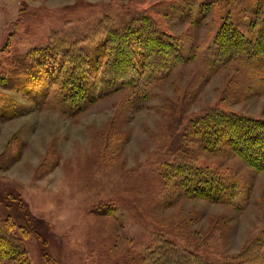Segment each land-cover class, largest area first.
<instances>
[{"label": "rangeland", "instance_id": "rangeland-1", "mask_svg": "<svg viewBox=\"0 0 264 264\" xmlns=\"http://www.w3.org/2000/svg\"><path fill=\"white\" fill-rule=\"evenodd\" d=\"M182 1L202 0L148 3ZM225 1L194 27L183 12L167 19L189 58L148 87L146 95L124 89L71 115L60 84L38 100L0 86V93L16 103V115L0 121V214L15 219V232L33 264H138L159 236L209 262L264 264L262 258L241 256L264 231V170L237 156H206L202 163L239 180L241 192L228 203L179 197L168 205L174 187L160 177L169 142L168 98L178 102L180 114L218 106L264 118V65L256 70L245 64L247 73H242L244 63L232 59L219 64L216 73L209 71ZM246 2L259 10L251 18L264 15V0ZM129 3L0 0V65L14 48L27 52L56 33L92 36L96 22ZM235 9L249 21L242 6ZM200 70L202 77L196 76ZM249 74L256 76L254 91Z\"/></svg>", "mask_w": 264, "mask_h": 264}, {"label": "trees", "instance_id": "trees-1", "mask_svg": "<svg viewBox=\"0 0 264 264\" xmlns=\"http://www.w3.org/2000/svg\"><path fill=\"white\" fill-rule=\"evenodd\" d=\"M148 1L131 0L123 7L125 10L105 16L95 23L92 36L74 37L66 32L60 37L56 33L46 44L27 52L14 48L1 59L0 86L38 100L45 98L50 86L60 84L67 103L72 105L67 112L71 115L124 89L146 95L148 87L189 58L167 19L183 12L192 19L190 26L194 27L222 2L202 0L185 5L182 1L161 6ZM239 5L243 13L250 14L246 16L249 21H244V15L235 9ZM225 6L227 11L214 37L217 57L209 71L216 73L219 64L232 59L244 63L242 73H247L245 64L259 69L264 65V15L260 19L251 18L259 10L246 0H226ZM200 64L203 68L204 62ZM196 76H204L203 70ZM254 77L252 74L248 77L253 91L258 84L252 82ZM43 86L47 89L40 90ZM15 106L12 98L0 93V121L15 116ZM166 107L171 113L166 134L169 142L163 151L160 177L163 184L174 187L167 196L168 205L179 197L228 203L240 194L239 180L213 164L202 163L208 155L237 156L247 165L264 170L263 117L226 111L218 106L205 107L193 115L180 114L178 102L170 98ZM23 206L26 208L27 204ZM16 226L13 217L0 214V264H33L23 239L15 232ZM241 256L264 260V231L246 244ZM138 264L217 263L159 236L154 246L142 253Z\"/></svg>", "mask_w": 264, "mask_h": 264}]
</instances>
